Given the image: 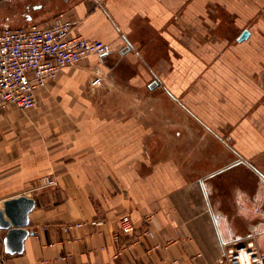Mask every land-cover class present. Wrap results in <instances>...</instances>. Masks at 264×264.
<instances>
[{"label":"crops","instance_id":"crops-1","mask_svg":"<svg viewBox=\"0 0 264 264\" xmlns=\"http://www.w3.org/2000/svg\"><path fill=\"white\" fill-rule=\"evenodd\" d=\"M14 1L107 51L0 114V206L32 197L36 231L0 264H227L224 244L248 235L264 250V0ZM124 213L136 229L151 214L153 236L115 238Z\"/></svg>","mask_w":264,"mask_h":264},{"label":"built area","instance_id":"built-area-1","mask_svg":"<svg viewBox=\"0 0 264 264\" xmlns=\"http://www.w3.org/2000/svg\"><path fill=\"white\" fill-rule=\"evenodd\" d=\"M74 25V21L62 12L46 24L29 22L16 27H0V114L10 106L20 109L35 107L39 91L57 77L60 69L77 64L89 54L101 56L107 51V45L101 40L72 34ZM102 80L101 70L95 68L90 85H100ZM56 182L53 174H45L39 178L38 186H52ZM151 218V214L144 215L141 228L136 229L130 216L122 214L115 238L129 236L131 242L138 243L145 237H152ZM68 228L64 226L63 231ZM32 231L36 234L35 230ZM170 241L154 242L145 252L151 254L165 248ZM4 255L6 253L1 247L0 262H3ZM223 255L227 264H264V250L260 249L253 235L224 244ZM69 257L70 251L60 256L61 259ZM177 262L178 259L171 261L172 264ZM140 264L158 263L149 259Z\"/></svg>","mask_w":264,"mask_h":264},{"label":"water","instance_id":"water-1","mask_svg":"<svg viewBox=\"0 0 264 264\" xmlns=\"http://www.w3.org/2000/svg\"><path fill=\"white\" fill-rule=\"evenodd\" d=\"M243 30L237 40L247 36ZM35 200L24 194L5 198L0 206V230H4L2 237L3 250L7 254H19L24 250L25 239L33 233L28 228L29 213L34 208Z\"/></svg>","mask_w":264,"mask_h":264},{"label":"rangeland","instance_id":"rangeland-1","mask_svg":"<svg viewBox=\"0 0 264 264\" xmlns=\"http://www.w3.org/2000/svg\"><path fill=\"white\" fill-rule=\"evenodd\" d=\"M13 1L10 7H4V3ZM0 27L2 26H17L27 23L26 19L20 17L19 8L15 6L14 0H0ZM21 9V8H20ZM3 230H0V247L2 246Z\"/></svg>","mask_w":264,"mask_h":264}]
</instances>
